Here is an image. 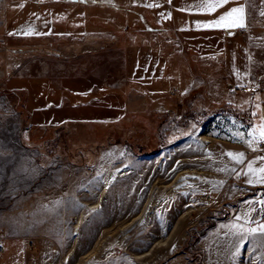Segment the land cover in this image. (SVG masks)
<instances>
[{
  "label": "rangeland",
  "instance_id": "rangeland-1",
  "mask_svg": "<svg viewBox=\"0 0 264 264\" xmlns=\"http://www.w3.org/2000/svg\"><path fill=\"white\" fill-rule=\"evenodd\" d=\"M172 3L0 0V264H264L226 155L259 150L264 68L241 37L177 38Z\"/></svg>",
  "mask_w": 264,
  "mask_h": 264
},
{
  "label": "crops",
  "instance_id": "crops-1",
  "mask_svg": "<svg viewBox=\"0 0 264 264\" xmlns=\"http://www.w3.org/2000/svg\"><path fill=\"white\" fill-rule=\"evenodd\" d=\"M259 1L260 0H229L223 7L218 8L215 12L211 14H207L202 12L201 9L195 7V5H199L202 0H173V3L170 7V23L174 27L175 35L177 38L179 36H186L189 38H193L195 40L202 39L201 43L204 44L205 52L208 53V39H219L221 41L226 40L228 41L234 37H241L243 38L246 43L247 47L240 49L239 54L243 55L245 58L252 54V60L254 66H258V68H264V16L260 15L259 11ZM244 6L245 7V19H244V26L243 27H234V28H220V27H197V25H204L209 24L210 22L217 19L220 15L226 13L233 7ZM259 11V13H258ZM258 16H253L252 14H257ZM262 17V29L255 27V25L249 28V23L252 19ZM255 19L254 21L257 22L256 25L261 27V19ZM242 28L245 31L244 36H238L235 34L236 29ZM254 82H257L258 85H263L264 79L261 78H254ZM244 89L242 92H245ZM243 94V93H237ZM243 97V96H242ZM252 98L256 102H261L264 100V88L258 89L257 91L252 92ZM259 110V111H258ZM263 109L256 108L254 109L253 117H256L260 114L261 117H264V113L261 115V111ZM257 112H260L257 114ZM259 154H264V151L260 149L252 153L240 166L238 172L236 174L238 182L243 188H247L249 190L256 191V195L250 196L247 198V202H251V204L258 203V206L263 205L264 208V184L257 182L256 180H252L251 176L249 175L246 179H244L243 168L248 163V159L258 157ZM249 180H252V183H249ZM263 192V193H262ZM259 193H262L261 195ZM245 201V202H246ZM244 202V200H243ZM244 221L243 219H240Z\"/></svg>",
  "mask_w": 264,
  "mask_h": 264
},
{
  "label": "snow or ice",
  "instance_id": "snow-or-ice-1",
  "mask_svg": "<svg viewBox=\"0 0 264 264\" xmlns=\"http://www.w3.org/2000/svg\"><path fill=\"white\" fill-rule=\"evenodd\" d=\"M229 0H202V2L199 5H195V7H198L202 10V12H205L207 14H211L215 12L218 8L223 7L226 3H228ZM261 15H264V12L261 13ZM244 19H245V7L244 6H238L233 7L226 13L220 15L217 19L210 22L209 24L204 25H197V27H220V28H234V27H243L244 26ZM248 137L251 139L246 141L249 143V146H251L252 142H259L264 143V117L260 118V123L252 129V131L246 133ZM242 136L238 135L237 140H241ZM226 155L237 164L244 163V154L243 153H226ZM250 172H252L253 175H255V171L252 166V162H249L247 165ZM259 179L257 182L264 184V167L259 168ZM246 175L248 173H245ZM252 180H249V183H252ZM251 232H256L257 229L253 228L250 230ZM259 231L264 233V225L259 226Z\"/></svg>",
  "mask_w": 264,
  "mask_h": 264
},
{
  "label": "bare ground",
  "instance_id": "bare-ground-1",
  "mask_svg": "<svg viewBox=\"0 0 264 264\" xmlns=\"http://www.w3.org/2000/svg\"><path fill=\"white\" fill-rule=\"evenodd\" d=\"M198 138L200 139V140H202V141H204V142H206V140L203 138V137H201V136H198ZM127 173V171H125L124 170V168H120V169H116V170H114L113 172H111L110 173V175L111 176H121V175H124V174H126ZM181 177H197V178H200L199 176H197V175H192V174H186V175H183V176H181ZM107 183H104L103 184V190L101 191V194H100V198H102L103 196V193H104V191H105V188L107 187ZM179 185H177L175 188H174V186H173V190H180V187H178ZM171 194V193H170ZM99 198V200L97 201V203L96 204H94V205H90L89 207H88V209L90 210V211H95L96 209H99L100 208V204H101V199ZM82 218H83V215L82 216H80L79 218H78V220H77V222H76V225L74 226V229H77V228H79V226H80V224L82 223ZM110 245L111 246H114L115 244H114V241H112L111 243H110ZM70 255V254H69ZM68 257V255L67 256H65V259Z\"/></svg>",
  "mask_w": 264,
  "mask_h": 264
},
{
  "label": "built area",
  "instance_id": "built-area-1",
  "mask_svg": "<svg viewBox=\"0 0 264 264\" xmlns=\"http://www.w3.org/2000/svg\"><path fill=\"white\" fill-rule=\"evenodd\" d=\"M235 34L238 35V36H244L245 35V31L242 28H238V29H236ZM238 90L239 91H243V89H238ZM27 130H29V129H27ZM258 147H259L260 150H264V143H259ZM206 200L208 202H211V198H209V197ZM3 248H4V242L0 238V252L3 250Z\"/></svg>",
  "mask_w": 264,
  "mask_h": 264
},
{
  "label": "trees",
  "instance_id": "trees-1",
  "mask_svg": "<svg viewBox=\"0 0 264 264\" xmlns=\"http://www.w3.org/2000/svg\"><path fill=\"white\" fill-rule=\"evenodd\" d=\"M33 19H35V18H33Z\"/></svg>",
  "mask_w": 264,
  "mask_h": 264
}]
</instances>
